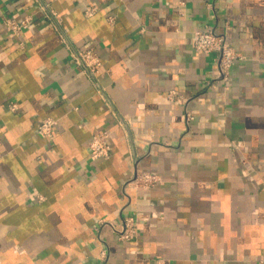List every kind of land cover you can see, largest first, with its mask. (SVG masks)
<instances>
[{
    "label": "crops",
    "instance_id": "obj_1",
    "mask_svg": "<svg viewBox=\"0 0 264 264\" xmlns=\"http://www.w3.org/2000/svg\"><path fill=\"white\" fill-rule=\"evenodd\" d=\"M203 27L238 54L212 85ZM70 46L95 50V81ZM123 216L133 240L98 225ZM0 264H264V0H0Z\"/></svg>",
    "mask_w": 264,
    "mask_h": 264
},
{
    "label": "built area",
    "instance_id": "obj_2",
    "mask_svg": "<svg viewBox=\"0 0 264 264\" xmlns=\"http://www.w3.org/2000/svg\"><path fill=\"white\" fill-rule=\"evenodd\" d=\"M38 2V1H37ZM38 8L42 12L43 17L53 26V28L60 35L61 33V19L56 11L47 7L45 3L38 2ZM96 7L90 6L85 10L87 16L95 13ZM31 15H25L20 19L14 17H5L4 24L8 30L14 34L19 35L24 29L28 28L32 23ZM193 48L198 54L215 53V75L212 76L210 85L214 81L226 80L230 67L238 57V54L233 46H231L223 33L216 32L211 27H203L196 29L194 32ZM69 54L72 62L80 66L86 75L96 80L99 68L101 67L100 57L97 55L92 47L85 49H76L70 46ZM9 110H16L18 103L16 101L8 102ZM55 119L52 117L43 118L36 127V133L41 137H51L55 125ZM109 134L107 131L96 132L92 135L88 147L89 157L94 160L99 157H107L110 153V145L108 142ZM137 185L148 188L154 183L158 182V177L155 174L141 171L132 177ZM98 225L108 224L115 233L118 240L129 241L136 238L135 221L131 216H123L121 221L112 223L104 220L98 221ZM105 256V253H104Z\"/></svg>",
    "mask_w": 264,
    "mask_h": 264
}]
</instances>
